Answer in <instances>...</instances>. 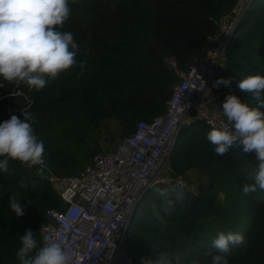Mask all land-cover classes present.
Here are the masks:
<instances>
[{
  "label": "trees",
  "instance_id": "1",
  "mask_svg": "<svg viewBox=\"0 0 264 264\" xmlns=\"http://www.w3.org/2000/svg\"><path fill=\"white\" fill-rule=\"evenodd\" d=\"M234 3L69 0L71 13L59 30L73 34L79 46L77 64L39 91L0 77V123L11 115L23 119V112L31 113L34 132L44 143L46 165L61 176L80 173L102 152L99 132L105 121H119L122 140L138 121H150L166 111L179 81L166 60L188 69L210 49L209 37L222 17L232 15ZM254 74L264 75V0H253L236 25L224 64L215 71L210 87L218 93L231 90L255 106L253 94L238 87L239 81ZM220 77H233L231 87L213 88ZM212 129L194 121L178 133L168 163L169 182L147 193L130 223L126 246L135 264H142L143 257L155 259L160 250L180 256L179 264H211L208 253L216 254L212 241L220 232L240 233L247 241L246 247L233 249L228 264H264V190L242 191L245 183H254L255 154L233 147L217 155L207 139ZM37 168L9 159L8 172L0 171V264H19L16 252L26 230L34 233L38 247L43 246L41 226L49 221L47 210L64 207ZM190 171L203 179L195 183ZM177 179L183 184L176 185ZM20 182L28 188L20 187ZM181 188L185 202H176L175 210L165 214V198L156 189H166L174 199ZM12 194L25 205L23 216L10 210Z\"/></svg>",
  "mask_w": 264,
  "mask_h": 264
},
{
  "label": "built area",
  "instance_id": "2",
  "mask_svg": "<svg viewBox=\"0 0 264 264\" xmlns=\"http://www.w3.org/2000/svg\"><path fill=\"white\" fill-rule=\"evenodd\" d=\"M252 1L235 0L232 15L222 17L217 32L209 37L210 49L188 69L177 68L174 60L171 68L179 81L163 114L138 121L114 149L95 154L92 164L76 175L55 173L42 157L37 166L44 169V179L57 190L64 206L47 210L49 221L41 226L43 242L45 236L62 237L72 264H135L126 246L133 214L160 181L181 128L194 121L211 128L228 123L200 100L224 64L231 36ZM181 184L177 179L176 185Z\"/></svg>",
  "mask_w": 264,
  "mask_h": 264
},
{
  "label": "clouds",
  "instance_id": "3",
  "mask_svg": "<svg viewBox=\"0 0 264 264\" xmlns=\"http://www.w3.org/2000/svg\"><path fill=\"white\" fill-rule=\"evenodd\" d=\"M70 13L69 0H0V77L39 91L49 80L75 66L79 46L72 33L59 30ZM80 67L83 69L84 65ZM232 80L233 77H220L212 87L230 88ZM238 87L252 93L256 105L250 106L237 95L227 94L222 111L228 123L209 131L207 139L219 156L233 147H241L244 153H255L254 183H245L242 188L244 194H250L257 187L264 190V75H248L239 81ZM23 117L11 115L0 123V157H4L0 159V171L8 172L9 159L27 168L43 163L44 143L32 127L35 118L25 112ZM37 174L43 176L44 169L37 168ZM20 187L27 189L28 185L20 182ZM156 191L165 198V214L175 210L176 202L186 200L183 188L176 192L174 199L166 189ZM17 195L10 196L9 207L20 217L24 215L25 205ZM154 215L160 219L158 211ZM20 241L22 246L16 252L19 264H72L70 249L60 236H45L43 246L38 247L34 233L26 230ZM246 246L242 234L220 232L212 241L216 254L208 253L211 264H228L233 249ZM179 257L160 250L155 259L143 257L142 264H179Z\"/></svg>",
  "mask_w": 264,
  "mask_h": 264
},
{
  "label": "rangeland",
  "instance_id": "4",
  "mask_svg": "<svg viewBox=\"0 0 264 264\" xmlns=\"http://www.w3.org/2000/svg\"><path fill=\"white\" fill-rule=\"evenodd\" d=\"M166 61L170 67L174 64L173 59H167ZM123 131L124 130L122 126L120 125L119 121L115 119L105 121L103 123V128L101 132H99V142L101 144V151H109L111 149H114L116 145L120 142L121 136H119V134L123 133ZM112 135H115V137L113 138ZM169 175L170 174H169V169L167 165L160 176V181L155 184V186L149 191L148 195L152 194L154 192L152 190H154L159 184L168 183L169 179L166 176H169ZM188 176L195 183H198L200 179H203V176L199 172H196V171H190L188 173ZM142 207H143V201L139 204L138 210H140Z\"/></svg>",
  "mask_w": 264,
  "mask_h": 264
},
{
  "label": "crops",
  "instance_id": "5",
  "mask_svg": "<svg viewBox=\"0 0 264 264\" xmlns=\"http://www.w3.org/2000/svg\"><path fill=\"white\" fill-rule=\"evenodd\" d=\"M229 93L233 94V92L231 90L225 91L222 93H218V92H215L210 87L207 90V92L201 97L200 101L210 110L218 111L220 114H222L224 116L223 111H222V103L225 100L226 95ZM166 177H168V176H166Z\"/></svg>",
  "mask_w": 264,
  "mask_h": 264
}]
</instances>
